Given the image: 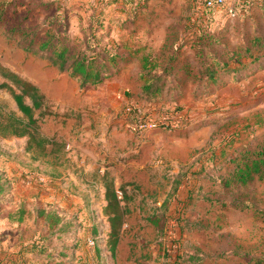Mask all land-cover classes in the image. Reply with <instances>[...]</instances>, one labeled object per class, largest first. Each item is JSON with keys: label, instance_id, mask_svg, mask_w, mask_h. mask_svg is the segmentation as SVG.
<instances>
[{"label": "rangeland", "instance_id": "obj_1", "mask_svg": "<svg viewBox=\"0 0 264 264\" xmlns=\"http://www.w3.org/2000/svg\"><path fill=\"white\" fill-rule=\"evenodd\" d=\"M108 1L7 0V25L51 34L70 57L92 48L128 61L82 88L0 29V63L40 87L41 131L64 145L56 157L32 160L26 138L0 137V174L10 183L0 202V264H251L264 256V214L251 211L253 204L264 210V166L249 181L236 177L254 160L264 164V0H247L243 17L215 9L198 29L189 24V0H126L119 11ZM142 58L173 66L167 100H139ZM200 66L220 79L194 81ZM232 71L238 75L227 77ZM161 105L184 123L137 131ZM0 107L20 115L7 90ZM104 173L127 210L114 258ZM34 209L61 217L66 230L48 239ZM40 238L54 250L35 251Z\"/></svg>", "mask_w": 264, "mask_h": 264}, {"label": "trees", "instance_id": "obj_2", "mask_svg": "<svg viewBox=\"0 0 264 264\" xmlns=\"http://www.w3.org/2000/svg\"><path fill=\"white\" fill-rule=\"evenodd\" d=\"M7 0H0V29H3L5 36L10 33H16L21 38L19 42L21 49L26 53L33 55H40L41 58L49 60L50 64L57 68L61 72H68L69 77L79 82L80 87L88 85H95L101 83L104 79L113 75L112 70L120 69V66L128 61V58H121L115 54L106 53L103 58H100V53L90 50L79 52L72 57L69 56L68 48L60 46L58 42H54V37L51 34L45 32L44 38H39L36 31L18 30L15 24L7 25L6 13L8 8ZM190 4V0H189ZM243 4H248L247 0L243 1ZM238 8V7H237ZM251 10V5L246 6V10L243 17ZM18 46V45H17ZM36 47V48H35ZM89 54L87 55V53ZM46 56L42 57L41 55ZM142 72L139 76V100H144L147 103H161L167 100L165 96L167 89H164L168 77L172 75L173 66L170 61L158 65L152 58H142ZM223 65V64H222ZM199 75L192 77L194 81H199L203 76L207 79L206 85H214L220 78L213 76L212 68L206 66H200ZM183 77H188L189 72L188 65L185 63L181 67ZM237 73L233 71L227 74V77H236ZM163 89L165 91H163ZM0 90H7L11 95V98L16 106L20 115H16L14 112H5L1 110L3 115H0V137H17L26 138L24 153L30 154L32 160L44 159L47 156H57L59 153H63V143L57 141L55 138L47 137L43 134L40 128V123L44 116L47 115V109L45 108L46 98L44 93L34 84L21 77L17 73L9 70L6 66L0 63ZM171 89L168 91V93ZM164 94V95H163ZM175 101L174 98H170ZM159 107V111H168L170 107L163 108L164 105ZM178 111V110H175ZM264 164H260V161L254 160L250 166L245 165L244 169L238 170V181H249L252 175H257L262 172ZM104 199L105 206L103 207V215L107 217V221L110 227L109 233V248L111 256L114 258L116 244L119 239V229L123 223V217L126 214V207L121 206V200L117 198L114 181L107 179L106 174H103ZM10 190V183L8 179L0 174V202H5L3 198L8 194ZM123 197L121 196V199ZM251 211L254 216L263 217L264 210H261L257 205H251ZM34 216L41 220L49 230L47 235L48 239L59 237V233H63L64 228L63 219L51 211L44 209H34ZM23 210L18 211V217L15 220L20 222L22 219ZM152 225H156V221L149 219ZM47 238H40L34 241L31 245L33 249L40 254H44L45 250H54V248H48L45 246V240ZM42 241V242H41ZM196 254V253H195ZM64 255V254H61ZM197 255V261H201L202 258ZM40 256V255H39ZM44 255H41L43 257ZM225 257L219 255L218 258ZM191 259H194L193 257ZM61 264V263H60ZM251 264H264V256L255 257L252 259Z\"/></svg>", "mask_w": 264, "mask_h": 264}, {"label": "built area", "instance_id": "obj_3", "mask_svg": "<svg viewBox=\"0 0 264 264\" xmlns=\"http://www.w3.org/2000/svg\"><path fill=\"white\" fill-rule=\"evenodd\" d=\"M109 1L114 10L119 11L124 9L121 2L126 0ZM215 9H223L228 17L234 18L244 14L246 5L243 4V0H237L236 2H232V0H190L189 24L194 29L202 27L206 23L209 14ZM124 110L128 112L130 108L126 107ZM183 121L182 114L170 108L168 111L160 112L153 117L141 118L135 129L142 132L162 126L163 129L172 130L181 126L184 123ZM119 197L117 196V198Z\"/></svg>", "mask_w": 264, "mask_h": 264}, {"label": "crops", "instance_id": "obj_4", "mask_svg": "<svg viewBox=\"0 0 264 264\" xmlns=\"http://www.w3.org/2000/svg\"><path fill=\"white\" fill-rule=\"evenodd\" d=\"M113 9V8H112ZM114 10V9H113ZM116 13V12H115ZM6 66V65H5ZM7 67V66H6ZM11 69L12 70H14L12 67H11ZM35 85V84H34ZM38 87V86H37ZM39 89H40V87H38ZM41 90V89H40ZM42 91V90H41ZM93 103V102H92ZM95 106H97V105H95ZM93 126L95 127L96 125L95 124H93ZM84 130H86V128H84ZM83 134H85V135H91V133H88L87 131H84V133Z\"/></svg>", "mask_w": 264, "mask_h": 264}]
</instances>
